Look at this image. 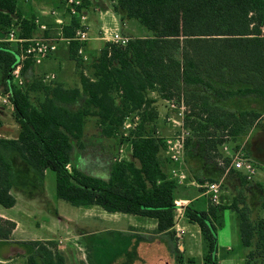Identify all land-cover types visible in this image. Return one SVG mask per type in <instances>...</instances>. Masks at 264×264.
<instances>
[{
	"label": "trees",
	"instance_id": "obj_1",
	"mask_svg": "<svg viewBox=\"0 0 264 264\" xmlns=\"http://www.w3.org/2000/svg\"><path fill=\"white\" fill-rule=\"evenodd\" d=\"M18 1L0 0V77L19 129L16 138L0 137V206L15 205L10 191L24 176H34L40 185L45 172H52L57 199L76 208L96 206L110 214L151 219L155 235L172 238L179 186L166 170L163 140L149 127L156 116V101L149 94L186 106L190 136L185 149L201 137L211 157L218 147L241 142L255 129L264 137V0H108L121 21L134 20L149 34L129 38L124 46L105 42L85 69L77 53L81 43L70 41L67 54L78 77L73 88L45 85L38 76L26 79L35 68L31 61L23 64V84L12 82L20 50L5 40L9 31L22 40L51 33L42 32L35 17L24 18ZM83 4L86 8L87 0ZM77 27V20L69 19L63 36L71 40ZM135 113L140 123L123 138L122 124ZM91 118L101 137L130 146L131 160L113 159L107 179L74 164L75 150L85 148L84 128ZM239 149L250 159L246 149ZM223 164L228 167L229 159ZM229 171L238 191L250 187L252 181ZM205 204L199 210L190 203L183 211L205 243L204 264H216V232L226 211L237 217L241 247H253L249 256L264 255V222L254 226L248 206L240 207L237 198L217 205L207 199ZM15 227L0 218V240L9 241ZM29 244L26 264H65L56 242Z\"/></svg>",
	"mask_w": 264,
	"mask_h": 264
},
{
	"label": "rangeland",
	"instance_id": "obj_2",
	"mask_svg": "<svg viewBox=\"0 0 264 264\" xmlns=\"http://www.w3.org/2000/svg\"><path fill=\"white\" fill-rule=\"evenodd\" d=\"M98 10L91 15L95 18V22L90 21V16L86 13L88 39L97 34H100L101 38L126 32L132 33L133 38L146 37L149 34L134 20L123 22L126 23L123 26L109 6L105 9L98 6ZM98 44L102 43L98 42ZM42 67L43 64L37 70H28L26 77L38 76L44 80L51 74L44 71ZM68 75L67 73L66 76ZM43 83L48 85L55 83V80ZM149 97L156 101L153 105L156 116L149 126L150 130L155 128L154 131L158 130L163 136L172 133L173 129L167 121V118L172 117L168 104L166 101L157 99L154 93H150ZM18 132V126L12 118L9 106H0V135L16 138ZM258 132L255 129L241 142H233L229 145L231 154L239 150V147L246 149L256 168V176L250 187L242 192L237 190L238 181L233 178V171L228 170V172L223 164V160L229 155L221 148L218 147L211 154L212 156L208 157L203 145L204 139L198 137L194 139L197 144L194 146L196 158L191 153V145L185 149L183 158L187 168V170L185 168L186 173L192 174L191 177L195 180L200 179V176H194V170H198L202 160L203 163H207L205 165L207 178L202 179L204 184L211 182L221 184L219 203L222 200L230 203L232 198H237L240 207L248 206L254 226L264 222V137ZM84 141V150H75L73 160L74 164L86 174L90 173L89 171L96 165L108 172L113 159H131L129 144L126 142L117 144L115 141L101 137L92 118L86 120ZM162 157L168 162L164 153ZM82 160L84 162L81 164ZM167 164L170 170L173 165ZM181 167L184 169L183 166ZM21 181L32 192L30 200H25L23 194L11 190V195L17 201L15 207L4 209L0 206V214L9 216L19 224L13 236V241L17 244H0L1 260H7L4 259L5 253H16V257H13L16 260L12 264H26V255L31 252L30 241L52 240L56 242L59 253L64 256L65 264H158L160 260H165L167 264H178L180 257L182 264H190L191 259L194 260V264H204L203 256L206 246L202 236L197 226L189 224L184 219L178 222V226L184 232L181 238L176 239L174 232L172 238L156 237L150 229L155 225V221L151 219L110 214L96 206L76 208L57 199L55 177L52 172H46L40 185L34 183L37 178L32 175L24 176ZM197 191L201 193L200 190ZM119 217H124L121 222ZM223 219V224L217 228L216 232V264H264V255L249 256L253 247H241L237 231L238 220L235 214L226 211ZM143 224L146 227H143ZM179 246L183 248L178 249Z\"/></svg>",
	"mask_w": 264,
	"mask_h": 264
},
{
	"label": "built area",
	"instance_id": "obj_3",
	"mask_svg": "<svg viewBox=\"0 0 264 264\" xmlns=\"http://www.w3.org/2000/svg\"><path fill=\"white\" fill-rule=\"evenodd\" d=\"M63 6V11L67 14L69 19H76L78 27L74 32V36L70 41H77L79 43H84L88 40L87 31L88 27L85 24L86 18V8L84 7L83 0H60ZM58 10H53L51 15L57 16ZM38 25V23H36ZM39 29L45 31L46 28L39 24ZM105 42L118 44L124 46L128 39L124 38L117 33L109 37L102 38ZM7 42H18L22 46L20 47L19 61L16 66L12 69L10 76L12 82L21 86L23 84V78L21 76V70L23 63L25 61H31L35 66H39L43 63L46 57L56 50V42L48 40L42 37H35L29 40L16 39L14 36V31L10 30L5 39ZM78 55L81 56L82 60L87 61L86 54L82 48L78 50ZM54 79L53 75L47 76L43 81H52ZM172 117L167 118L168 123L173 129L172 133L163 136L158 130L155 131L154 136L163 140L164 144V154L168 160L169 165L172 164L173 167L169 170L168 174L171 179L175 180L177 185H187V177L181 166L184 167V151L186 140L190 136L189 130L184 125L185 116L188 113L186 106L181 103H176L174 101H166ZM0 106L12 107L9 100V95L2 94L0 92ZM141 120V116L138 113L132 114L125 118L122 124V136L127 137L128 132L133 130ZM223 152H227L229 157V165L227 171L232 169L240 172L247 181H252L256 176V168L254 167L252 161L246 157L242 149L237 150L235 153H230L229 145L223 144L221 146ZM203 189L204 195L207 196L208 200L212 204H219V194L221 184L217 182L206 183L204 185L197 186ZM177 209V208H176ZM180 212V211H179ZM176 210L175 217V237L177 239L181 238L183 235V230L178 226L179 217L182 216L181 213Z\"/></svg>",
	"mask_w": 264,
	"mask_h": 264
},
{
	"label": "crops",
	"instance_id": "obj_4",
	"mask_svg": "<svg viewBox=\"0 0 264 264\" xmlns=\"http://www.w3.org/2000/svg\"><path fill=\"white\" fill-rule=\"evenodd\" d=\"M98 6H100L101 9L102 8L105 9V8H107V6H109L112 13L117 18H119V16L117 14H115L113 11V3L109 2L108 0H87L86 13H88V16H90L89 17L90 21L92 20L93 22H95V18L93 16L91 17V15H93V12H95L96 10H97V12L99 11ZM18 7H19L21 14L24 18H29L31 16L35 17V23H38L40 25L45 26V28H46L45 31L51 32L50 35L45 37V39L52 40V41L56 42V50L54 52L50 53L42 63L43 64L42 68H44V71L53 75V77H54L53 80H55L56 83L61 84L65 88L77 87L78 86V82H77L78 77H77L75 64L73 61H71L68 58V54H67V47L69 45V42L67 40H70V38H65L62 34V29L69 25V18H68V16L65 15V12L63 11V6L61 4V1L60 0H19L18 1ZM53 10H58L59 14L57 16L51 15V12ZM125 21H127V20H124V21L120 20V22L122 23L123 26L126 24V23H123ZM91 33L93 34V32H91ZM14 36H15V31H14ZM120 36L127 38V39L133 38L132 33H130V32L129 33H127V32L123 33ZM15 38H16V36H15ZM5 39H6V37H5ZM98 42H101L102 44L100 45V44H98ZM9 43H12V45L16 44L18 46L19 50H20V47L22 46L20 43H18L16 41L9 42ZM104 43L105 42L101 38L100 34L94 35L92 38H89L86 42L81 43L80 48H82L84 50L86 57H87V61H85L83 63V69H85L84 67H86L93 59H95L98 56V54H99L101 48L103 47ZM39 67H40V65L35 66V68L33 70H37ZM67 73L69 74L68 76H66ZM83 73L86 75L85 70H83ZM26 79H29V76H27ZM0 92L2 94H6L4 92V81L2 80L1 77H0ZM9 109L12 113V107ZM84 130H85V128H84ZM0 137L10 138V139L14 138V137L2 136V135H0ZM191 146H192V149H191L192 152L191 153L193 154V157L196 158L195 157L196 152H195L194 146H197V144L194 143ZM81 155H83V154H81ZM186 158H188V160H190L189 157L186 156ZM194 158H192V159L194 160ZM188 160L186 159L187 162H189ZM83 162H84V160H82L80 163L82 164ZM203 162L204 161L202 160V163H201L202 165H200L198 170H196V171L194 170V172H193L194 176L198 177V175H199L200 179L207 178V176H206L207 167H205V165L207 163L205 164ZM167 167H168V164L166 163V170H168ZM185 168H186V164L184 163V169L183 170L186 174L187 181H189V182L187 183V185H178L179 186L178 191H177L178 198H177V201L175 202V205L177 208L176 209L177 210V216H178L179 211H180L179 213L182 214V216L179 217V220H181V219L186 220L184 218V212L183 211H184L185 207H187V205L192 203L196 209L203 210L206 207L205 203L208 199L207 196L204 195L203 192L199 193L197 191V190H200V188L197 187L200 184H198V182L191 177L192 174L188 175L186 173L187 168H186V170H185ZM89 172L90 173H87V174L91 175L93 177H97V178H101V179H107L108 178V172H105L104 170L100 169L97 165L92 167V169ZM191 173H192V171H191ZM45 174H46V172H45ZM11 190L15 191L16 193L23 194L25 200H27V199L30 200V195L32 192H30L29 187L25 186L23 183L18 182V184H16V186H14ZM16 202L17 201L15 199V205H16ZM219 204H227V202H224V200H222V202ZM15 205L12 208H14ZM12 208H10V209H12ZM0 218L12 221L16 225L15 230L12 232L11 239L9 241L0 240V244H2V243L7 244V245L8 244L9 245L17 244V242L13 241V236L19 227L18 222H16L15 220H13L12 218H10L9 216H7L5 214H0ZM119 218H120L119 222H121L122 218H124V217H119ZM194 226H196V225H194ZM143 227H146L145 224H143ZM155 228H156V223H155L154 227L151 226L150 229L152 232H154ZM175 230H176V227L174 226L173 230H172L174 232V234H175ZM198 230H199V228H198ZM155 236L161 237V238L167 237L166 235H155ZM216 239H217V237H216ZM182 248L183 247H181V246L178 247V249H182ZM0 255H1V253H0ZM15 255H16V253H5L4 259H7V260H1L0 259V264H12L16 260V258H13V257H16Z\"/></svg>",
	"mask_w": 264,
	"mask_h": 264
},
{
	"label": "water",
	"instance_id": "obj_5",
	"mask_svg": "<svg viewBox=\"0 0 264 264\" xmlns=\"http://www.w3.org/2000/svg\"><path fill=\"white\" fill-rule=\"evenodd\" d=\"M158 264H167V262L165 260H160V262Z\"/></svg>",
	"mask_w": 264,
	"mask_h": 264
}]
</instances>
